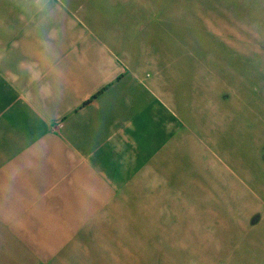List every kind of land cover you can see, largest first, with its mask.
<instances>
[{
  "label": "crops",
  "instance_id": "crops-1",
  "mask_svg": "<svg viewBox=\"0 0 264 264\" xmlns=\"http://www.w3.org/2000/svg\"><path fill=\"white\" fill-rule=\"evenodd\" d=\"M178 5L0 0V264H115V226L126 218L130 238L162 209L121 194L165 176L162 22ZM223 112L228 154L193 173L196 248L211 239L224 264H264V75Z\"/></svg>",
  "mask_w": 264,
  "mask_h": 264
},
{
  "label": "rangeland",
  "instance_id": "rangeland-1",
  "mask_svg": "<svg viewBox=\"0 0 264 264\" xmlns=\"http://www.w3.org/2000/svg\"><path fill=\"white\" fill-rule=\"evenodd\" d=\"M178 2L181 14L162 22L166 36L162 72L168 90H173L165 95L169 117L176 124L161 159L165 176L157 184L158 177L152 175L150 191L137 182L134 197L121 194V199L160 204L162 209H150L148 222H138L130 238L132 225L123 218L127 210L120 209L125 221L115 226L120 239L115 264H215L213 256L224 264L223 245L206 239L199 252L196 248L193 173H202L213 157L222 163L228 154L222 141L223 108L233 103L243 78L264 75V0ZM139 210L143 216L145 210ZM96 261L92 257V264Z\"/></svg>",
  "mask_w": 264,
  "mask_h": 264
}]
</instances>
